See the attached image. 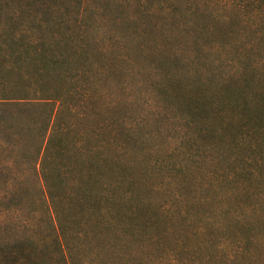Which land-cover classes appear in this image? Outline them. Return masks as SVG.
<instances>
[{"label":"rangeland","instance_id":"1","mask_svg":"<svg viewBox=\"0 0 264 264\" xmlns=\"http://www.w3.org/2000/svg\"><path fill=\"white\" fill-rule=\"evenodd\" d=\"M23 1L31 2L1 0L2 12ZM212 1L148 9V19L135 0L127 8L81 0L67 3V13L56 0L49 8L50 26L60 20V30L91 46L62 87L76 92L78 169L65 181L73 220L61 231L71 264H264V0ZM32 2L39 11L50 4ZM7 43L0 36V50ZM27 111L32 120L17 106L0 123V264L7 244L34 236L21 227L36 207L37 176L20 128ZM90 129L107 159L95 167L98 181L88 188L97 201L88 205L92 177L80 140ZM7 191L28 201L1 198Z\"/></svg>","mask_w":264,"mask_h":264},{"label":"trees","instance_id":"2","mask_svg":"<svg viewBox=\"0 0 264 264\" xmlns=\"http://www.w3.org/2000/svg\"><path fill=\"white\" fill-rule=\"evenodd\" d=\"M28 1L31 2H20L21 6L6 12H2L3 6L0 4V16L6 18L5 23L0 26V36L8 42L6 49L0 50V123L11 118L8 110L12 107L20 106L32 111V120L27 111L23 115L24 126L20 122V128L27 137L25 150L29 158H33V171L37 176L31 194L33 198L30 199V204H36L34 209L31 208L34 215L30 212L21 225L24 230L33 232L34 236H26L20 246L7 244L5 261L6 264H55L57 254L64 264H71L68 245L62 239L61 231L68 229L66 223L73 220L69 204L72 202L69 199L73 197L66 192L65 181L68 172L78 169L75 157L78 151L75 153L71 149L78 140L75 139L70 122L71 110H74L70 101L76 92H64L62 87L67 84L66 79L74 78L73 74H69L70 70L86 61L91 46L87 42L77 43L73 30L67 26L65 31L60 30V20L56 22L57 25L53 23L50 26L52 12L49 8L55 6L56 0H50V4L40 11L32 5L33 0ZM64 2L63 12L67 13V3L79 7L81 0ZM130 2L134 0H104L103 5L127 8ZM205 2L214 3L212 0H135L142 19L149 18L150 10H197ZM258 8L255 11L261 14L262 12H258L261 8ZM58 17L64 19L61 14ZM68 85L75 91L76 83ZM78 97L83 99V93H79ZM31 125H36V131L32 134ZM88 133V137L80 141L85 142V174L86 177H92L90 184L86 180L88 194L84 193L87 195L84 203L89 205L93 201L92 197L97 201L94 191L88 188L98 181L95 167L101 169L106 164L107 154L94 147L92 140L97 134L94 129H90ZM29 146L33 148L28 150ZM1 198L8 201L17 199L16 202L19 203L24 199L28 201L22 191L16 196L7 191ZM83 199L84 197L79 201ZM124 203L126 204V200L121 203L123 208ZM116 207L119 208L118 203ZM134 214H138L137 218L141 217V208L135 210Z\"/></svg>","mask_w":264,"mask_h":264}]
</instances>
